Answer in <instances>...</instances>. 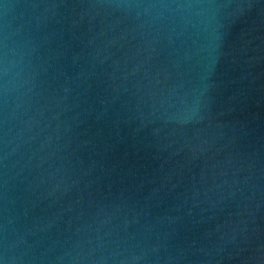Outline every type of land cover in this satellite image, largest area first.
Here are the masks:
<instances>
[{"label":"water","instance_id":"1","mask_svg":"<svg viewBox=\"0 0 264 264\" xmlns=\"http://www.w3.org/2000/svg\"><path fill=\"white\" fill-rule=\"evenodd\" d=\"M0 264H264V0H0Z\"/></svg>","mask_w":264,"mask_h":264}]
</instances>
